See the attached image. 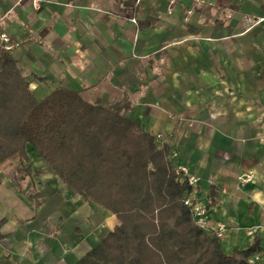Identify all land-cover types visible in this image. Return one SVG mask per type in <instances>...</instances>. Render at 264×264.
Here are the masks:
<instances>
[{
  "label": "crops",
  "instance_id": "crops-1",
  "mask_svg": "<svg viewBox=\"0 0 264 264\" xmlns=\"http://www.w3.org/2000/svg\"><path fill=\"white\" fill-rule=\"evenodd\" d=\"M121 1L0 0V30L39 100L59 86L104 107L126 99L125 117L199 178L225 252L257 244L264 264V0H138L132 16ZM47 174L46 193L0 179L5 264H77L120 225Z\"/></svg>",
  "mask_w": 264,
  "mask_h": 264
},
{
  "label": "trees",
  "instance_id": "trees-1",
  "mask_svg": "<svg viewBox=\"0 0 264 264\" xmlns=\"http://www.w3.org/2000/svg\"><path fill=\"white\" fill-rule=\"evenodd\" d=\"M119 6L131 16L139 9L138 0ZM129 110L126 99L104 107L64 86L38 100L0 40V167L13 163L22 188L33 176L25 164L31 150L66 186L120 221L77 264H251L257 244L228 254L196 223L184 203L191 187L170 150L125 117Z\"/></svg>",
  "mask_w": 264,
  "mask_h": 264
},
{
  "label": "built area",
  "instance_id": "built-area-1",
  "mask_svg": "<svg viewBox=\"0 0 264 264\" xmlns=\"http://www.w3.org/2000/svg\"><path fill=\"white\" fill-rule=\"evenodd\" d=\"M33 4L36 9H40L43 4V0H33ZM132 20L133 22H136V19H132ZM248 21L250 22V20ZM0 40L4 48L11 52L20 45L18 42L13 41L7 33L1 30H0ZM175 169L176 172L180 174L185 179V181H187L188 185L191 187V190H188L186 192L184 203L191 208V212L196 223L205 230L213 232L219 239H221L227 230L226 225L219 223L216 224L215 226H210L208 220L206 219L208 209L203 205H201L199 202H197L196 199L193 197V192L196 186L198 185L199 178L197 177V175L191 173L186 166L176 165ZM253 179L254 177L251 174L242 175L241 177H239V181L242 184L249 183L253 181ZM259 258L260 256L256 255L255 257L249 259V262L251 264H255L257 260H259Z\"/></svg>",
  "mask_w": 264,
  "mask_h": 264
},
{
  "label": "rangeland",
  "instance_id": "rangeland-1",
  "mask_svg": "<svg viewBox=\"0 0 264 264\" xmlns=\"http://www.w3.org/2000/svg\"><path fill=\"white\" fill-rule=\"evenodd\" d=\"M38 99V98H37ZM39 100V99H38ZM29 162H26V166L31 167L33 172L38 171V175L31 176L28 179H25L22 183L21 192L28 191L29 193H33L35 191H42L44 193L47 192V187L50 186L49 182L51 179L48 178V167L44 164H38L37 161L34 160L36 154L31 150L28 151ZM40 157L39 155L37 158ZM15 166L13 163L8 162L0 167V179L1 181L4 180H11V186L17 187L20 189L21 186L17 185L14 177H15Z\"/></svg>",
  "mask_w": 264,
  "mask_h": 264
}]
</instances>
